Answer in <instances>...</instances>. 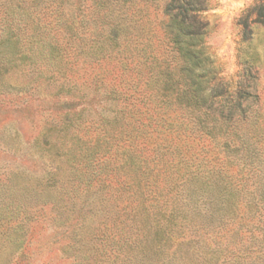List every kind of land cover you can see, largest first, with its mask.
I'll return each mask as SVG.
<instances>
[{
	"label": "rangeland",
	"instance_id": "obj_1",
	"mask_svg": "<svg viewBox=\"0 0 264 264\" xmlns=\"http://www.w3.org/2000/svg\"><path fill=\"white\" fill-rule=\"evenodd\" d=\"M96 2L0 0V264H78L70 255L66 218H76L78 209L117 211L108 185L100 182L103 174L116 181L129 174L155 182L152 190L165 197L180 192L197 170L240 196L258 193L264 185V27L249 16L264 0H208L203 12L217 78L234 93L249 71L259 96L245 120L219 126L209 139L176 122L163 127L145 117L138 98H132L139 103L135 111L125 115L130 124L127 119L106 124V118L124 109L120 93L128 94L137 81L135 65L157 48L160 38L156 6L137 0L124 9L121 46L111 45L106 10ZM116 9L120 14L122 8ZM73 142L78 147L72 148ZM89 148L102 165L92 188L77 189L98 163H91ZM130 148L142 166L139 171L124 169ZM53 193L56 202L49 203ZM83 200L87 203L80 207ZM241 216L248 220L243 229L249 238H243L238 252L249 264H264V238L257 239L262 229L251 224L249 212ZM240 239H214L218 251L224 250L219 258L234 252Z\"/></svg>",
	"mask_w": 264,
	"mask_h": 264
},
{
	"label": "trees",
	"instance_id": "obj_2",
	"mask_svg": "<svg viewBox=\"0 0 264 264\" xmlns=\"http://www.w3.org/2000/svg\"><path fill=\"white\" fill-rule=\"evenodd\" d=\"M139 1H152L156 6L159 44L144 56L142 62L135 65L137 81L128 90V94L120 93L123 97L121 107L124 109L115 113L113 118H106V124L114 126L126 119V124H130L129 117L125 115L135 111L139 103L144 106L145 117L163 122V127L166 122H176L178 127L183 128L184 125L191 134L199 133L206 139L213 138V132L219 126H232L245 120L259 99L254 93L253 81L256 79L247 71L244 84L233 93L217 78L205 42L209 25L203 12L208 9V0ZM136 2L137 0H97L96 5L106 10L109 31L106 40L112 42L111 45L118 48L121 46L120 37L126 31L123 23L124 9ZM117 6L122 8L120 14ZM252 15L255 16L253 22L264 27V4L251 8L249 16ZM248 26L246 20L245 34L248 33ZM49 48L54 51L53 47ZM142 51L145 52L146 49L143 48ZM116 93L111 94L114 96ZM132 98H138L140 102H135ZM78 143L73 142L72 148L78 147ZM132 153L131 148L125 150L124 169L129 166L130 169L134 167L135 171H139L142 166L136 162L137 157ZM95 155V149H90L92 164L96 163ZM97 161L93 166L94 171L87 175V180L79 181L77 189L82 185L87 189L94 186L96 179L93 177L98 171L96 168L102 165ZM104 162L111 164L108 159ZM145 173L147 172L142 174ZM207 173H214V170ZM126 175L122 182L110 179L107 174L101 176L100 182L110 189L111 205L118 208L115 215H107V208L94 207L90 210L78 209L76 218H73L74 214L66 218L67 223H70L66 228L70 233V247L73 250L70 255L75 262L249 264L244 254L238 252L243 238H249L246 236L247 230L243 229L248 220L244 221V217L239 218V215L249 212L251 224L260 226L256 229H262L257 239L264 238V185L260 186L258 193L240 196L230 185L220 180L210 182L207 175L197 170L190 172L180 192L169 193L165 197L158 195L157 190H152L155 182L145 181L141 177L133 179L129 174ZM55 188L57 189L56 186ZM60 190L64 191L63 188ZM124 193L125 199L122 198ZM66 194L69 195V191ZM47 201L56 202L54 193L47 196ZM86 201L83 200L80 207ZM93 217L101 218L95 222ZM253 235L254 233L251 237ZM238 237L242 239L238 240L234 252L230 250L222 259L219 258L224 250L218 251L214 239H232L235 242ZM207 248L208 251H205ZM66 253L68 252L65 251L64 254Z\"/></svg>",
	"mask_w": 264,
	"mask_h": 264
}]
</instances>
